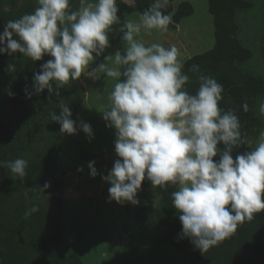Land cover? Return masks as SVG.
<instances>
[{
	"label": "clouds",
	"instance_id": "1",
	"mask_svg": "<svg viewBox=\"0 0 264 264\" xmlns=\"http://www.w3.org/2000/svg\"><path fill=\"white\" fill-rule=\"evenodd\" d=\"M35 2L34 11L6 22L0 54L20 53L33 62L52 57L34 74V93L25 89L29 99L46 89L59 95V89L82 76L93 81L103 77L105 90L112 84L108 106L98 110L115 130L117 158L102 176L110 184L109 202L139 205L145 179L154 190L175 187L170 199L182 225L179 236L203 254L264 212V131L253 148V141L242 135L235 111L220 107L223 85L200 75L199 87L191 93L177 45L166 47L144 38L154 31L168 33L173 20L166 10L172 0H152L136 20L119 15V3L134 7L135 0H78L76 8L73 0ZM112 34L120 35L122 48L105 55ZM100 57L103 60L92 67ZM8 71L15 72L16 65L9 63ZM189 71L198 72L199 65ZM59 109L49 115L60 123L61 134H77L79 127L89 141L94 138L91 124L81 120L77 125L68 103L61 102ZM243 109L248 111L247 103ZM259 113L264 116V103ZM243 145L251 150L234 157V150ZM95 164L92 160L87 165L93 178L100 175ZM0 168L13 180H24L28 161H0ZM78 171L83 172V166ZM49 187L45 183L36 188L45 192ZM38 211L33 205L24 218Z\"/></svg>",
	"mask_w": 264,
	"mask_h": 264
},
{
	"label": "trees",
	"instance_id": "2",
	"mask_svg": "<svg viewBox=\"0 0 264 264\" xmlns=\"http://www.w3.org/2000/svg\"><path fill=\"white\" fill-rule=\"evenodd\" d=\"M151 2L135 0L134 7L119 3V15L122 20L125 16L129 18L133 12L141 13ZM175 3L176 0H172L166 10L173 20L169 29L177 28L195 10L191 1ZM78 5V0H73V8ZM208 5L214 17L215 44L183 62V71L190 76L187 88L195 94L200 75L215 78L222 84L224 92L220 107L235 111L242 135L253 141L254 148L263 128L262 119L255 111V101L263 93L264 78L244 68L252 52L239 39L240 25L237 20V11L249 7L250 3L247 0H208ZM37 6L35 0H0V32H3L8 20L30 13ZM110 43L112 47L105 55L122 48L119 34L110 35ZM48 59L52 57L45 55L43 60L33 62L20 53L14 56L0 54V161L16 158L28 161L24 180H13L6 168H0V264H72L62 256L61 250L63 197L54 195L48 207L34 200L14 208L11 206L14 194H26L29 185L41 173L52 171L55 167L56 153L62 146L59 137L61 125L50 120V112L58 114L59 104L68 103L73 112L72 118L79 125L77 111L85 98L80 80L61 88L64 91L62 94L59 89V95L46 89L29 99L25 93L26 88L34 93L33 76ZM9 63L16 65L15 72L8 71ZM192 65H199V71H189ZM9 91L14 95L10 96ZM245 103L248 105L247 112L243 109ZM47 133L52 134L48 139ZM250 150L243 145L235 149L233 155L235 157ZM215 159L218 160L219 156ZM33 205H38L39 211L25 219V211ZM135 221L143 239L154 245L168 244L190 253L192 259L188 264H264V212L256 213L251 222L238 226L233 236L205 254L188 238H180L182 225L170 197L162 199L155 209L140 207L135 213Z\"/></svg>",
	"mask_w": 264,
	"mask_h": 264
},
{
	"label": "rangeland",
	"instance_id": "3",
	"mask_svg": "<svg viewBox=\"0 0 264 264\" xmlns=\"http://www.w3.org/2000/svg\"><path fill=\"white\" fill-rule=\"evenodd\" d=\"M183 0H176L178 5ZM194 5V13L183 19L177 28L166 34L153 32L145 36L149 42L163 43L164 46L177 45L183 62L190 56L210 49L215 44L214 17L209 11L208 0H188ZM250 6L237 11L240 25L239 39L252 52L251 59L244 68L264 78V0H247ZM79 6V5H78ZM139 12H133L129 19L136 20ZM100 57L92 67L101 62ZM19 77V76H18ZM17 77V79H18ZM85 91L83 103L78 108L79 122L91 124L94 138L79 130L77 134L59 135L62 146L56 153L55 167L41 175L28 187L26 194L16 193L12 198V208L19 204L39 201L45 207L54 195L64 198L62 213L63 242L62 256L72 264H188L190 253L168 244L154 245L143 239L135 221V213L142 206L157 208L162 199L171 197L175 187L154 190L145 179L138 191L139 205L130 202L123 205L108 201L110 184L102 179L113 167L117 158L114 151L115 130L107 127V122L98 111L108 106V94L112 84L107 85L102 77L99 81L82 76ZM114 83V82H113ZM63 89V88H62ZM61 89L60 94L64 93ZM264 103V90L255 101L256 114ZM52 134L47 133L46 139ZM56 137V135H54ZM258 138V137H257ZM255 140V145L256 141ZM95 160L100 175L90 176L88 162ZM83 166L84 171H78ZM50 183L45 192L38 190Z\"/></svg>",
	"mask_w": 264,
	"mask_h": 264
}]
</instances>
